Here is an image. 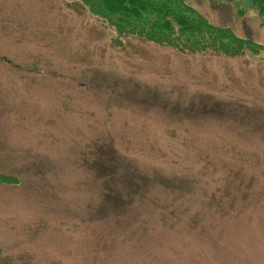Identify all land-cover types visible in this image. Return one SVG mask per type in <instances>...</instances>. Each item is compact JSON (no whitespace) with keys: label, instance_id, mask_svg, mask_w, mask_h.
<instances>
[{"label":"rangeland","instance_id":"obj_1","mask_svg":"<svg viewBox=\"0 0 264 264\" xmlns=\"http://www.w3.org/2000/svg\"><path fill=\"white\" fill-rule=\"evenodd\" d=\"M187 1L264 46L260 4ZM253 50L120 35L81 0H0V172L18 180L0 184V264H264Z\"/></svg>","mask_w":264,"mask_h":264},{"label":"trees","instance_id":"obj_2","mask_svg":"<svg viewBox=\"0 0 264 264\" xmlns=\"http://www.w3.org/2000/svg\"><path fill=\"white\" fill-rule=\"evenodd\" d=\"M81 1L91 13L113 26L118 34L135 35L179 51L204 52L210 49L227 55H239L245 48L253 50L264 47L238 36L227 26L214 25L187 0ZM252 1L260 4L259 13L264 14V0ZM108 177L105 179H110ZM17 181L13 175L0 172V184H14ZM129 187L142 186L134 181Z\"/></svg>","mask_w":264,"mask_h":264}]
</instances>
